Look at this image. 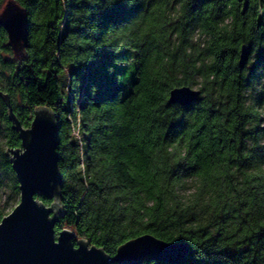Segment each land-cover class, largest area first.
<instances>
[{"label": "trees", "instance_id": "1", "mask_svg": "<svg viewBox=\"0 0 264 264\" xmlns=\"http://www.w3.org/2000/svg\"><path fill=\"white\" fill-rule=\"evenodd\" d=\"M13 1L28 14V46L21 55H16L8 46L6 32L0 31V92L9 95L14 113L23 127L31 126L33 111L38 107H48L57 115V152L65 183L60 201L64 216L56 231L69 229L77 239L89 241L111 257L116 255L121 245L145 234L169 243L177 239L181 240L176 243H185L183 238L188 234L199 233L201 238L207 234L208 244L221 237V243L232 251L251 248L245 264H255L259 249L264 247V193L252 188L247 181H244V190L230 204L217 209L207 219L206 213L201 216L177 215L162 203H150L148 207L155 209V213L149 212L148 218L141 220V213L135 208L120 207L121 204L138 203L145 192L153 195L155 177L151 175V169L158 159L157 149L162 151L177 137L181 144L185 138L191 140L189 156L195 154L192 166L199 170L202 179H212L223 171L221 165L225 159L229 166L239 164L244 167L246 162L243 158L233 159L238 155L237 145L244 124H254L253 120L242 115L244 96L241 93L248 75L245 67L239 65L242 47H249L247 67L249 63L251 66L248 68L253 67V77L256 68L264 65V49L259 53L258 63L253 64L260 46L264 44V34L256 37L254 33L244 31L252 25L247 23L240 6H247L249 0H233L234 11L240 12L237 18L242 29L241 34L229 43L215 39L214 32L216 20L227 10V0H201L184 26L185 34H189V29L194 31L198 25L208 29L206 36L213 38L208 51L217 57L218 62L215 70L220 99L202 102L195 108L199 100L190 106L169 105L173 88L164 84L163 59L153 57V52L158 53L170 38L168 33L160 32L155 38L148 37L150 43L143 46L139 59L131 63L127 59L117 60V64L129 66L125 75L126 69L116 68V73L123 75L121 84H117L115 75L108 73L116 59L110 50L97 52L94 62L84 64L93 58V54L84 49L105 47L112 44L117 35H123L112 29L104 33L102 42L98 44L88 39L85 33L100 35L109 25L126 23L139 12V8L129 9L121 0L99 17L100 26L89 23L87 18L92 14L88 12L73 13V23L69 25L65 4H71L72 0ZM4 4L5 0H0V10ZM97 19L95 15L92 17L93 21ZM261 23L264 24V19ZM140 26H143V33L156 31L154 22L144 18L129 31ZM141 39L143 35L138 43ZM4 54L11 55V58H4ZM93 87L98 89L95 97L91 93ZM179 87L184 86L176 88ZM18 96L22 106L16 103ZM260 99L264 101V96ZM81 136L89 141L82 152L75 147ZM4 139L8 140L10 150L21 147L19 135L12 129L7 107L0 98V141ZM10 157L0 149V173L11 182L10 199L0 207V223L9 214L5 212L8 204H19L20 201L19 183ZM83 157L91 162L89 173L95 168L100 169L87 182L79 179L80 174L73 171ZM184 168V163L176 165L171 170L172 175ZM240 175L242 173L229 177L230 185L237 182ZM232 191L236 189L232 188ZM37 199L47 206L53 202ZM223 255L235 259L231 253ZM195 256L190 247L187 256L179 263L148 258L142 264H227L220 257L197 261ZM261 264H264V257H261Z\"/></svg>", "mask_w": 264, "mask_h": 264}, {"label": "clouds", "instance_id": "2", "mask_svg": "<svg viewBox=\"0 0 264 264\" xmlns=\"http://www.w3.org/2000/svg\"><path fill=\"white\" fill-rule=\"evenodd\" d=\"M120 2L121 0H72L71 4H65L68 24L71 25L73 23V13L88 12L92 14L91 17L87 18L89 23L99 24L100 26L99 17ZM123 3L129 9L139 8V12L126 23L119 26L109 25L106 30H102L100 35H87L85 33L88 39L95 40L98 44L102 42L104 33L110 32L112 29H115L118 34L123 33V35H117L113 43L105 47L84 49L85 52L93 54L92 60L84 64L87 65L94 62L97 52L104 49L110 50L116 59L113 61L114 67L108 68V73L115 75L117 84H121L120 78L129 71V66L117 64V60L127 59L131 63L132 60L139 59L143 46L150 43L148 37L155 38L160 32L168 33L170 38L164 44V47L158 53L153 52V57L158 56L163 59L165 69L164 84L173 89L178 86L187 87L189 89L188 92L199 97L200 102L194 105V108L208 100H219V79L215 70L218 63L217 57L208 51L213 38L206 36L208 29L202 25L196 26L194 31L189 29V34L184 33V26L194 13V7L201 3V0H123ZM203 6L202 4L201 7ZM240 7L247 23L252 25L251 28H244V31L250 34L254 33L256 37L264 34V24L261 23L262 19H264V0H254V2L249 0L247 6L241 5ZM200 8L196 9V11ZM94 15L98 18L95 21L92 20ZM239 15L240 12L233 9V0H227L225 14L216 20L215 39L221 40L223 43H229L240 35L242 23L237 18ZM141 18L145 20L151 19L154 22L156 31L154 33H143V26L136 27L135 31H129L134 25L138 24ZM253 21H255L254 24H252ZM142 35L143 39L138 43V39ZM98 36L100 37L99 40L96 39ZM261 49H264V44L260 46V50L253 61L254 65L258 63ZM116 68H124L126 71L123 75L117 74ZM178 68L180 71H177ZM252 68H248L246 62L245 71L248 75L244 84V91L241 93L244 96L241 101V107L243 109L242 115L246 119L253 120L254 124L251 126L244 124L241 140L237 145L238 155L233 157L236 160L243 158L246 162L244 167L241 168L239 164L229 166L227 159H225L221 165L223 171H220L212 179H202L199 170L192 166L195 154L191 157L189 156L191 140L185 138L183 144H181L180 138L177 137L170 141L162 151L157 149L158 159L151 169V175L155 177L153 195L149 196L145 192L139 197L138 203L131 205L121 204V208H135L137 212L141 213L140 219L143 220L148 218L149 212L155 213L156 211L155 209H150L148 204L162 203L165 208L177 215L201 216L206 213L205 219H207L217 209L230 204L235 196L244 190V181H247L252 188L259 189L264 193V101L260 99L261 96H264V65L256 68L255 77L252 76ZM5 80L7 81V76H5ZM91 93L95 97L98 89L93 87ZM4 95L7 96V92ZM165 95L167 96V93ZM166 114L165 111L164 115L166 116ZM51 116L56 117L55 115ZM55 122L58 123V120ZM80 128H83L82 124ZM245 133L247 135H244ZM18 134L20 135V133ZM88 143L89 141L84 140L83 136H81L75 147L82 152L83 149L87 148ZM0 149H2L3 154H10L7 139L0 141ZM26 151L24 148V152L19 153L20 156H24ZM89 163L91 162L87 160V157H83L73 168L74 172L80 174L79 179L86 182L90 176L100 171L99 168H95L93 172L89 173ZM181 163L185 164V168L177 170L176 174L172 175L171 170ZM58 171L60 172L59 168ZM241 173L239 180L230 185L228 178L236 177ZM62 177L65 183V177L63 175ZM232 188H235L236 191L233 192ZM116 195L124 194L116 193ZM20 197L23 204L24 195L21 189ZM37 197L46 200L36 195L33 198L34 203L48 210L37 202ZM107 198L105 197V199ZM93 199L95 200L96 198L94 197ZM112 199L114 200L115 196ZM21 207L22 205H18V210ZM13 216L11 215L9 218L4 219L0 226H3L5 221ZM221 239V237H218L213 244H208L206 243L208 240L207 234H203V238H201V234L195 233L186 235L183 241L196 253L195 259L197 261L215 260L220 257L225 259L227 264H245L251 253V248H245L243 251H232L221 243ZM179 240L181 239H177L176 242ZM88 251H92L90 246ZM224 253H231L235 259L224 256ZM105 255L108 256L107 253ZM261 257H264V247L259 249L255 264H261Z\"/></svg>", "mask_w": 264, "mask_h": 264}, {"label": "water", "instance_id": "3", "mask_svg": "<svg viewBox=\"0 0 264 264\" xmlns=\"http://www.w3.org/2000/svg\"><path fill=\"white\" fill-rule=\"evenodd\" d=\"M28 27L27 12L9 0L0 13V28L7 33L8 46L16 55H21L28 46ZM249 57V47L244 45L239 59L241 68L246 67ZM188 90L185 86L173 89L169 105L190 106L197 102L199 97ZM0 98L7 107L12 129L20 133L21 147L10 150V162L19 190L24 195L23 204L21 197L18 204L22 205L21 209L18 210L17 205L1 221L3 223L4 219L14 215L0 226V264H142L148 258L179 263L187 256L190 249L187 243H169L151 234L124 243L111 257L89 241L77 239L69 229L57 232L55 228L64 216L60 203L63 174L57 152V115L48 107H38L33 111L31 126L25 128L14 113L9 95L0 92ZM24 148L27 151L20 156ZM36 195L53 201L47 206L36 198L48 210L34 203ZM89 246L91 252L88 251Z\"/></svg>", "mask_w": 264, "mask_h": 264}, {"label": "rangeland", "instance_id": "4", "mask_svg": "<svg viewBox=\"0 0 264 264\" xmlns=\"http://www.w3.org/2000/svg\"><path fill=\"white\" fill-rule=\"evenodd\" d=\"M8 1L9 0H5V4ZM5 4H4V6H5ZM4 6H3V8H4ZM3 8L0 10V13L2 12ZM4 58H6V59L11 58V55L4 54ZM250 66L251 65L249 63L248 67H250ZM16 103L19 106L23 105V102H22L20 96H18L16 98ZM10 195H11V182L7 176L0 173V207L7 204V201H9V199H10ZM17 205H18L17 202L9 203L5 212L10 214Z\"/></svg>", "mask_w": 264, "mask_h": 264}, {"label": "flooded vegetation", "instance_id": "5", "mask_svg": "<svg viewBox=\"0 0 264 264\" xmlns=\"http://www.w3.org/2000/svg\"><path fill=\"white\" fill-rule=\"evenodd\" d=\"M1 30H4V29H3V28H0V31H1ZM4 31H5V30H4ZM6 35H7V33H6ZM25 128H28V127H25Z\"/></svg>", "mask_w": 264, "mask_h": 264}]
</instances>
